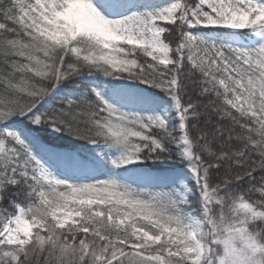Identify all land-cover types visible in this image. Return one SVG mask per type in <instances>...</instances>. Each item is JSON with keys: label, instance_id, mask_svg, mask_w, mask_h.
<instances>
[{"label": "snow or ice", "instance_id": "1", "mask_svg": "<svg viewBox=\"0 0 264 264\" xmlns=\"http://www.w3.org/2000/svg\"><path fill=\"white\" fill-rule=\"evenodd\" d=\"M0 264H264V0H0Z\"/></svg>", "mask_w": 264, "mask_h": 264}]
</instances>
